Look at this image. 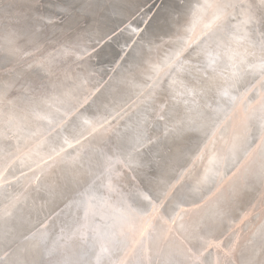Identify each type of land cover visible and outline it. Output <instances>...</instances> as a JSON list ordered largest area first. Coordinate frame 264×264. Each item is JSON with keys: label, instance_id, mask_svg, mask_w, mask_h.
Segmentation results:
<instances>
[{"label": "bare ground", "instance_id": "bare-ground-1", "mask_svg": "<svg viewBox=\"0 0 264 264\" xmlns=\"http://www.w3.org/2000/svg\"><path fill=\"white\" fill-rule=\"evenodd\" d=\"M146 1L0 0V176L18 156L0 177V253L8 252L0 264H152L147 252L160 244L157 264H197L191 251L223 231L264 184V101L256 94L215 130L264 67V0H162L124 56L130 29L82 55ZM37 48L42 55L13 66ZM84 84L89 101L31 143L83 99ZM55 153L37 180L16 176ZM221 166L237 175L216 185ZM149 198L166 200L168 214L178 204L193 209L165 222V231L153 229L141 258L123 251L116 234L132 236L133 213ZM258 208L214 264H264V225L256 230L264 203ZM148 229L137 222L134 235Z\"/></svg>", "mask_w": 264, "mask_h": 264}, {"label": "water", "instance_id": "water-1", "mask_svg": "<svg viewBox=\"0 0 264 264\" xmlns=\"http://www.w3.org/2000/svg\"><path fill=\"white\" fill-rule=\"evenodd\" d=\"M39 1L40 0H37V2H39ZM161 1L162 0H148V1H146V3H144L135 13H133L130 17H128L119 26H117L116 29H114L113 31L108 33L104 37V39L101 40V42L99 44L88 48L86 50L87 52L86 51H85L86 53L83 52L82 55L84 54V57H87L88 55L93 54L101 46V44H103L105 41L114 37L115 35H117L118 33H120L124 29H128V30L130 29L132 31H130L129 40L125 43V45L123 46V48L121 50V53L124 56V54H126L129 47L133 44V42L135 41L138 34L142 31V29L144 28V26L146 25V23L148 22V20L152 16V13L155 11L157 6L160 5ZM246 1H248V0H246ZM51 22L55 23L57 21L55 18H52ZM193 33H194V30L191 29L187 35L186 40H183L182 43H184V44L181 47L179 52H182V49H184V46L186 45V43L188 41L187 39H189V37ZM205 34L206 33H204L203 35H205ZM41 51H43V48H41V49L37 48V49H32L30 51H26L28 53H23V54L16 57V63H14L13 66L15 67V66L19 65L20 67H23L27 63L36 59L34 57H36L38 55H42ZM37 52H40V54H37ZM180 56L181 55L179 54L176 59H178ZM118 61L116 63H118ZM116 63L114 64V66L116 65ZM114 66H112L109 69V71H112ZM7 69H8V67H6V70ZM165 70H162V72H164ZM84 85L87 88L84 89V92H83L84 95L82 97L83 99L76 100L72 104L74 106H72V108L69 109L68 112L64 113L61 116V119L57 120L54 123H52V122L49 123L48 128H46V130H44V132L40 136L35 137L34 141L31 143L38 144L39 137L43 136V138H46V137L50 136L57 129H59L64 123H66L67 120L71 116L76 114L86 104L87 101H89V98H90L91 92H92V88H88L87 84H84ZM253 96H255V97H253ZM252 97H253V99H256V97H257V99H258L257 103L264 101V67L261 68L259 77L257 79H255L253 82H251L249 85H246L243 88V90L240 92V94L235 97L233 104L231 106V109L217 123L215 130L218 127H220V130L222 129L223 126L226 127L231 122L233 116L237 115L238 110L240 108L242 110H244L246 108L247 104L251 103L250 101H251ZM72 111H74V112H72ZM71 112H72V114H71ZM117 115H119V114H117ZM117 115L108 117L104 121L100 122V124H98L97 126L90 127L92 130H87L85 133H83L80 136L79 139H77L76 142L68 145L66 149H71V148L78 146L81 142L87 140L94 133L98 132L97 130L108 125V123H110L113 119H115V117ZM8 137L10 138L9 134H8ZM58 155H59V153H55L54 155H51L50 157L46 158L45 160H41L38 163H35L34 166H32L29 169L24 168L21 172H18L16 176L20 177V176L31 174V178H33V180L34 179L37 180L39 178L40 174H38V172H36V171L38 169L42 168L43 166H45L46 164L48 165ZM17 158H18V156H14L11 161H9L5 164V167H4L0 177L4 178L8 175L10 168L12 167L14 161ZM112 162L115 163V161H112ZM116 163H119V162H116ZM235 166H233V168ZM233 168H231L230 170H227V172H226V170L223 166L219 167L218 172H217V178H216L217 184L216 185L220 184L222 182V180L229 173H230L229 174L230 176H232L234 174V176H232V178L235 177L237 175V171L235 172V170ZM34 172H36V173L34 174ZM229 179H231V178H229ZM33 180H31V181H33ZM262 183H263V181H262ZM263 188H264V184L261 186L260 190L255 193L252 201H250L240 213H238L236 216L230 218L226 222L223 231H221V232L217 233L216 235L206 239L205 241H203L201 243V245L198 248L191 251V254L194 256L196 255L198 258V260L196 259V261H195L197 264H208L207 263L208 260H209V264H214L216 257L220 258L222 256V252L225 250V248L228 246V244H231L230 242H232L235 237L237 238L244 230H246V228H248L249 225H246V224H249V223H251V225L253 224L255 217H252V216L259 215V213L261 211L259 210L258 207L260 206V204L264 203L263 198H262V195H264V194L261 193ZM165 202H166V200H163V198L162 199L161 198H158V199L149 198L148 199V206L146 209H141L137 213H133L134 218L132 219V222L130 225V229L131 230L133 229L132 236H130L131 235L130 230H128V231L126 230L124 235L122 234L121 236H120V234H118V232L116 234L117 237H119V238L121 237L124 240V247L122 249L123 251L127 252L129 248H132L131 251L133 252L134 256H136L137 254H140V257L144 258L143 248H144V246H146V248L149 247L151 236L154 234L153 229L155 231L156 228H159V229H162L163 231H165V228H164L165 222H169V220H171V219L173 221L174 219L177 218V216L180 214V212L182 213V210H186V209L188 210V208L193 207V205L182 207L183 204H178L176 206L175 212L173 214H168L163 210ZM198 204H199L198 206H200L201 202H199ZM129 206L131 207V205H128L127 207H129ZM97 208L100 209V207H97ZM97 208L94 207V210H96ZM119 212L120 211L117 210L116 214H118ZM44 221L45 220H43L40 223V226L42 228L47 225V222L46 221L44 222ZM140 221L146 227L149 226V229L147 230V232L144 235H143V232L145 230L140 234L134 235L135 225L137 224V222H140ZM254 224H256V223H254ZM151 227H152V230L150 232ZM130 245H132L133 247H131ZM159 247L160 248L157 249L158 253H157V251L147 252L148 255H153V258H152L153 263L152 264L159 263V260H160L159 257H160L161 251H162L161 244L159 245ZM7 253H8L7 251L0 253V261L7 255ZM207 258H210V259H207ZM231 260L232 259H230L228 261H231ZM129 262L130 261H128L126 264H129Z\"/></svg>", "mask_w": 264, "mask_h": 264}, {"label": "rangeland", "instance_id": "rangeland-1", "mask_svg": "<svg viewBox=\"0 0 264 264\" xmlns=\"http://www.w3.org/2000/svg\"><path fill=\"white\" fill-rule=\"evenodd\" d=\"M263 222H264V221H263ZM263 225H264V224H262V225H260V226H257V227H256V230L259 229V228H261ZM256 245H257V244L255 243V244H254V249H255ZM261 245H264V242H262ZM252 251H253V249H252ZM255 252H256V250H255ZM230 262H233V263H234V262H236V261L231 260ZM237 262H238V261H237Z\"/></svg>", "mask_w": 264, "mask_h": 264}]
</instances>
